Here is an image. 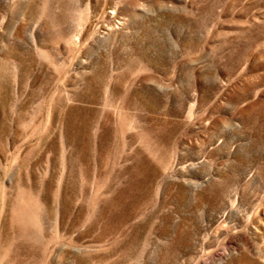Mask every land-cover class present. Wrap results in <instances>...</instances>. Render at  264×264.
Segmentation results:
<instances>
[{
  "label": "rangeland",
  "instance_id": "374dc122",
  "mask_svg": "<svg viewBox=\"0 0 264 264\" xmlns=\"http://www.w3.org/2000/svg\"><path fill=\"white\" fill-rule=\"evenodd\" d=\"M0 264H264V0H0Z\"/></svg>",
  "mask_w": 264,
  "mask_h": 264
}]
</instances>
